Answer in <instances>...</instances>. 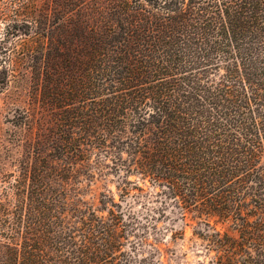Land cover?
Segmentation results:
<instances>
[{
  "label": "trees",
  "instance_id": "trees-1",
  "mask_svg": "<svg viewBox=\"0 0 264 264\" xmlns=\"http://www.w3.org/2000/svg\"><path fill=\"white\" fill-rule=\"evenodd\" d=\"M0 24L3 83L32 78L0 264H264V0H0Z\"/></svg>",
  "mask_w": 264,
  "mask_h": 264
},
{
  "label": "rangeland",
  "instance_id": "rangeland-1",
  "mask_svg": "<svg viewBox=\"0 0 264 264\" xmlns=\"http://www.w3.org/2000/svg\"><path fill=\"white\" fill-rule=\"evenodd\" d=\"M4 28L3 25L0 24V40L4 36ZM20 39L16 38V36H10L5 46L9 49V52L13 56H18L20 53ZM9 80V84H4L5 78H2L0 75V153L2 152V146L6 144L8 133L11 132L14 129L12 118L15 114L18 113L16 110V107H18L20 104L17 103L16 99L22 96H26L30 91V84L32 83V78H28L27 76L25 78H19V77H9L7 78ZM13 164H7L6 169L12 170ZM109 188L111 190L116 191L114 183H109ZM118 198V195H116V199ZM191 235V229L187 228L185 232V240L178 242V247H183V249L187 248V245L183 246V243L187 244V238ZM177 247V248H178ZM182 249V250H183ZM180 251L181 248H178ZM202 258L201 256H196L193 254L192 251H188L187 258L183 260V264H196L197 259Z\"/></svg>",
  "mask_w": 264,
  "mask_h": 264
}]
</instances>
